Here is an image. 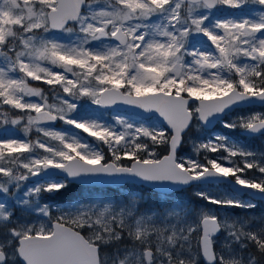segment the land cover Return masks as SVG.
<instances>
[{"label": "snow or ice", "instance_id": "snow-or-ice-1", "mask_svg": "<svg viewBox=\"0 0 264 264\" xmlns=\"http://www.w3.org/2000/svg\"><path fill=\"white\" fill-rule=\"evenodd\" d=\"M256 104L264 0H0V264H264V220L220 211L264 199V152L211 131L264 136V111L232 115ZM119 105L140 111H97ZM126 181L205 203L44 202Z\"/></svg>", "mask_w": 264, "mask_h": 264}, {"label": "rangeland", "instance_id": "rangeland-1", "mask_svg": "<svg viewBox=\"0 0 264 264\" xmlns=\"http://www.w3.org/2000/svg\"><path fill=\"white\" fill-rule=\"evenodd\" d=\"M32 99L36 100L37 98L33 97ZM49 102H52V101L49 100ZM82 103H86V101H83ZM90 107L94 108V109L96 108V106H93V105H90ZM97 111L105 113V116L103 118L108 120L109 122H112V123H114V121L112 120V117L114 115H117V114L126 115V116L131 115V113L129 111H124V112H122V111H109L108 109H97ZM249 111H264V107L252 106V107L240 108V109H237L232 115L235 116V115H238V114H245V113H247ZM58 122H56V124H55L56 128H64V129H67V130H70V131H75L77 133L81 132V130L73 129L72 126L65 125L68 128L62 127L60 125H63V123L58 125ZM211 131L220 132V133H222L224 135L230 136L232 139L238 141L239 143H242V144L246 145L248 148H250L253 151L264 152V136H259L258 140L254 144L255 146H251V142H249L248 140L244 141V140L241 139V137L243 136V132L240 129H236V130L224 129V128H222L221 125L217 124L211 129ZM81 135H83V134H81ZM203 135H205V134L202 133L201 131H197L196 129H193V131L190 133V136L192 137V139L201 138ZM83 136H85L88 140L90 138L89 141H94V138L87 137V134L83 135ZM245 137L251 138V137H248V136H245ZM185 147L182 149L181 154H183V155H191L192 145L187 140L185 142ZM34 179L35 178H33V180ZM31 182L32 181L28 182L29 186H30ZM110 188H112V189H103V188L100 189V188L87 187L86 186L81 191V195H82L81 199H90V198H95V197H104V198H110L112 200H120V199L127 200L130 196H135L139 200V197H137V196H142V198L146 202L150 198V195L148 194V192H146L145 190H141V189L137 190L136 188H133L132 185H130V184H127L126 186L110 187ZM195 190L196 189H194L193 187L187 188V189H184V190H182L180 192H177V193H175V192L171 193V195L168 198H171L172 202L173 201L183 202L188 207L193 209L194 208L193 204H191L189 202V200H190V197L192 195H195ZM209 190H211L213 192V194H219V193H223V192L227 191L228 187H226V186H224L222 184H220V185H209ZM22 191L23 190H21V194H22ZM158 195H159V197L161 199L160 200L162 202L161 204L158 203L157 206H154V207H151L149 205H143V209L149 210V214H150L152 209L163 208V207L167 206L168 204H170L169 201L162 200V197H161L160 194H158ZM155 196H157V195H155ZM241 199H245L246 200L248 198H241ZM44 202H47V203H49L52 206L53 215L59 214L58 211H57L59 208H65V207L69 206V202L68 203H64V204H62V203L53 204L52 202L45 201V200H44ZM254 202L257 205L260 201L255 200ZM200 206H201V204L198 207H200ZM212 207H214V206H212ZM220 211H221V214L226 212L229 215H234V216L241 217V218H245V217H247V215H252L250 217H254L255 218V220H256L255 226L256 227H259L260 221L264 220V216H259L253 210L246 211L245 209H240V208H227V209H221ZM17 215H20L19 211L17 212ZM31 218L34 219L35 217H31ZM219 239H223V237L221 236ZM217 248H219V244H217ZM106 252H108L109 254L111 253V251H106Z\"/></svg>", "mask_w": 264, "mask_h": 264}, {"label": "trees", "instance_id": "trees-1", "mask_svg": "<svg viewBox=\"0 0 264 264\" xmlns=\"http://www.w3.org/2000/svg\"><path fill=\"white\" fill-rule=\"evenodd\" d=\"M33 83L44 87L45 88V91L47 92V89H48L49 86L42 85L41 82H33ZM48 95H49V100L52 101L51 93H48ZM61 123L62 122H58V125L61 124ZM60 126L65 127V128H68L65 125H60ZM8 127H12V126L11 125H8ZM16 134L22 136V133L19 132L18 126H17V129H16ZM80 134L86 135L85 133H82V132H80ZM36 135L37 134L33 130V132L31 133L32 138H35ZM253 138H255V137H253ZM89 140H90V138H89ZM251 146H255V145L251 144ZM184 147H185V144H184L183 148ZM162 154H163V152H162ZM84 187L85 186H82V185L72 186L70 189H68L66 191H63V192H61L59 194H56L54 196H45L44 197V200L45 201H50L53 204H60V203L64 204V203H68V202L73 201V200H80L81 197H82L81 191H82V189ZM132 187L133 188H136L137 190H140V189L141 190H145L150 195V198L146 202L144 201V199L142 198V196H137V197H139V204H140V207L142 209H143V205H149L151 207H154V206H157L158 203H160V204L162 203L160 201L161 199H160L158 193L154 192L153 190H151V189H149L147 187H144V186H139V185H134V184L132 185ZM108 189H112V188H108ZM155 195H157V196H155ZM162 200H165V199L162 198ZM190 200H192L191 197H190ZM167 201H169V203H171L172 202V199L171 198H168ZM253 211L256 214H258L259 216H264V204H263V202H260V204L257 207H255ZM250 216H252V215H247V217H250ZM104 251H112L111 246L106 247L104 249Z\"/></svg>", "mask_w": 264, "mask_h": 264}, {"label": "water", "instance_id": "water-1", "mask_svg": "<svg viewBox=\"0 0 264 264\" xmlns=\"http://www.w3.org/2000/svg\"><path fill=\"white\" fill-rule=\"evenodd\" d=\"M252 106H260V105L256 104V105H251V106H248V107H252ZM108 110H111V111H129L131 113L140 111L138 109L129 108L128 106H125V105H119L118 107H114V108H111V109H108ZM214 126H212V128ZM245 135H247V136H259V135H249V134H245ZM229 179H231V178H229ZM127 183H133V184L141 185V186L144 185L145 187H148L149 189L153 190L154 192L160 193L158 185L151 184V183H143V182H138V181L137 182L126 181V182H124V183H122L120 185H116V184H95V185H83V186L105 189V188H110V187H121V186L126 185ZM170 187L173 188L172 192L180 191V190L184 189V188H176L175 186H170ZM256 200L264 201V199H260V198H257Z\"/></svg>", "mask_w": 264, "mask_h": 264}, {"label": "flooded vegetation", "instance_id": "flooded-vegetation-1", "mask_svg": "<svg viewBox=\"0 0 264 264\" xmlns=\"http://www.w3.org/2000/svg\"><path fill=\"white\" fill-rule=\"evenodd\" d=\"M258 137L259 136H257V137H255V138H253V137H251V138H247V137H245L244 135L241 137V139L242 140H244V141H246V140H248L249 142H251V144H255L256 143V141L258 140ZM222 185H224V186H226V187H228V185L227 184H222ZM191 188V187H190ZM195 189V188H194ZM240 198H248V196H246V195H242ZM191 199L192 200H189V202L191 203V204H193V209H198L199 207V205L201 204V205H203L205 202L204 201H202V200H200V199H198L197 197H196V195H192L191 196ZM197 201V202H196ZM257 201H259V200H257ZM260 202H263V204H264V201H260ZM260 202L256 205V207L260 204ZM250 210H254V209H250ZM246 211H249V210H246Z\"/></svg>", "mask_w": 264, "mask_h": 264}]
</instances>
